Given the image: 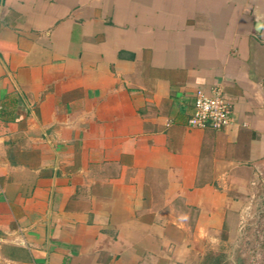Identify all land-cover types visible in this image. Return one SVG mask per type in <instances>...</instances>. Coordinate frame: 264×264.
<instances>
[{"label": "crops", "instance_id": "0c3cea01", "mask_svg": "<svg viewBox=\"0 0 264 264\" xmlns=\"http://www.w3.org/2000/svg\"><path fill=\"white\" fill-rule=\"evenodd\" d=\"M213 88L229 125L189 127ZM250 213L264 0H0V264H191Z\"/></svg>", "mask_w": 264, "mask_h": 264}, {"label": "rangeland", "instance_id": "374dc122", "mask_svg": "<svg viewBox=\"0 0 264 264\" xmlns=\"http://www.w3.org/2000/svg\"><path fill=\"white\" fill-rule=\"evenodd\" d=\"M254 221H257V216L255 217L250 213L243 221L245 227H242L240 234L238 235V233H236L233 238L229 233V229L225 227L222 234L223 243L218 251L206 250V252L202 254L201 260L198 249L193 250L191 264H211L215 259H217L220 264H253L252 256L254 254L252 255V251L255 249V237L258 235L261 239L260 241L264 242V227H255L252 225ZM259 230L260 233H258Z\"/></svg>", "mask_w": 264, "mask_h": 264}, {"label": "built area", "instance_id": "2783aa9c", "mask_svg": "<svg viewBox=\"0 0 264 264\" xmlns=\"http://www.w3.org/2000/svg\"><path fill=\"white\" fill-rule=\"evenodd\" d=\"M231 113V105L224 99L220 88H213L210 93L197 90L188 126L195 129L220 130L229 125ZM252 263L256 264L254 261Z\"/></svg>", "mask_w": 264, "mask_h": 264}, {"label": "trees", "instance_id": "16d2710c", "mask_svg": "<svg viewBox=\"0 0 264 264\" xmlns=\"http://www.w3.org/2000/svg\"><path fill=\"white\" fill-rule=\"evenodd\" d=\"M215 261H216V260H215ZM215 261H214L213 263H211V264H216V262H215Z\"/></svg>", "mask_w": 264, "mask_h": 264}]
</instances>
